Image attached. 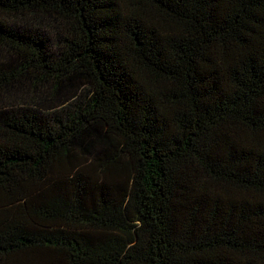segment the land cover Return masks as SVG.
I'll list each match as a JSON object with an SVG mask.
<instances>
[{
  "label": "trees",
  "instance_id": "obj_1",
  "mask_svg": "<svg viewBox=\"0 0 264 264\" xmlns=\"http://www.w3.org/2000/svg\"><path fill=\"white\" fill-rule=\"evenodd\" d=\"M0 264H264V0H0Z\"/></svg>",
  "mask_w": 264,
  "mask_h": 264
}]
</instances>
